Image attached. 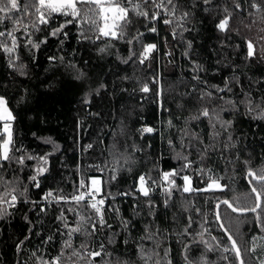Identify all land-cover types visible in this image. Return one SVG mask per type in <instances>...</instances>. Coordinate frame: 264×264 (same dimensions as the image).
Wrapping results in <instances>:
<instances>
[{
  "label": "trees",
  "instance_id": "1",
  "mask_svg": "<svg viewBox=\"0 0 264 264\" xmlns=\"http://www.w3.org/2000/svg\"><path fill=\"white\" fill-rule=\"evenodd\" d=\"M33 2L18 0L8 13L14 20L0 13V45L12 47L8 31L17 38L13 52L0 47V97L14 117L16 149L0 160V196H17L14 207L0 202V264L58 256L61 264H89L87 253L101 244L95 264H145L148 257V264H187L185 257L237 264L216 204L250 209L251 188L264 193L246 177L264 169V0H173L175 9L167 0H131L116 38L83 20L52 36L72 17L54 14L34 27V9L24 10ZM147 45L155 47L145 55ZM39 168L46 170L38 175ZM165 172L177 175L165 181ZM94 176L104 227L90 199H71ZM184 176L192 191H183ZM211 181L222 190H204ZM218 212L244 264H262L264 207L239 215L220 205Z\"/></svg>",
  "mask_w": 264,
  "mask_h": 264
},
{
  "label": "snow or ice",
  "instance_id": "2",
  "mask_svg": "<svg viewBox=\"0 0 264 264\" xmlns=\"http://www.w3.org/2000/svg\"><path fill=\"white\" fill-rule=\"evenodd\" d=\"M131 2V0H34L33 3L31 4H25L24 5V10L27 12L29 8H33L37 19L34 23V27L36 24L39 25H48L50 24L51 20L54 19V14H59L63 16H71L72 19L66 20L63 24H60L59 27L53 28L51 35L52 36H57L62 32V30L68 25V24H73L76 23L80 20H83L84 23L90 24L92 27H94L98 33L99 36L103 37H112L116 38L118 35H122V25L121 21L127 22L128 16H129V9H128V4ZM169 5L173 6V9H175V5L173 4V0H167ZM205 4L210 3V0H204ZM165 5L163 3L157 4L156 7H164ZM253 7H256L255 4L252 5ZM139 5H133V9L139 8ZM237 7L239 5L237 4ZM19 9V4L18 0H0V13L5 14V18L9 20H14L15 18L12 16H8V13L18 10ZM139 15L149 17L150 19H156V14H152L149 16L148 13L144 11H140L138 13ZM184 17L188 16V13L185 12L183 14ZM3 19V18H0ZM166 24L171 23L170 20H165L164 21ZM228 26V18L226 17L225 19H222L217 27L221 30L224 31L226 30ZM37 30H42L37 28ZM152 31H155L153 28ZM5 32L0 31V36H4ZM64 35H67L65 32ZM7 36L12 39V47H7L6 45H0V47H3V50L7 53H11L15 50L16 48V40L17 38L13 35L12 31L7 32ZM31 43V41H29ZM33 47H39V44H34ZM155 46L154 45H149L145 48V53L150 52ZM254 51H253V45L251 43L248 44V56L251 57L253 56ZM143 55V54H142ZM143 62V61H141ZM144 91H148L147 87L143 89ZM251 111V109H250ZM203 115L207 116L208 115V110L205 109L203 111ZM260 117L264 118V108L260 110ZM14 119L12 112L9 110L7 106V102L3 97H0V121H4L5 123L3 124V130L2 133H0V160H10L12 157L10 156L11 151H15V146L13 142V130L10 121ZM146 131H151V129H146ZM6 136V138H5ZM90 147V146H89ZM40 159H44L46 162V157H41ZM23 163V161H20ZM187 167V165H185ZM46 169L44 168H39L37 170V174H41L45 171ZM177 175L175 172H165L163 173V179L165 181H169V177ZM248 177L251 178V180H255L257 183H260L262 186H264V169H261L259 174L256 172H253L251 169L248 171ZM31 180L33 182L37 181V177L33 176L31 177ZM140 180V187L139 191L143 193L145 196L148 195V188L145 187V177L141 176L139 178ZM183 180L185 181V186L183 187L184 192H189L192 191L193 189L189 186L190 185V178L188 176H184ZM99 181L96 179L92 180V185H93V190L96 192H99ZM174 184V182H171ZM37 187H39V184H36ZM84 182H81L80 187L83 188ZM213 187L222 190L221 185L213 181L211 184L208 185V189L204 190H209L212 189ZM252 191L256 193V199L257 203L256 206L248 209L252 212H256L257 208H262L264 207V193L257 191L256 187L252 188ZM5 195H11V193H5ZM20 195H24V193H20ZM48 197H52V192H48L45 195V199ZM59 199H67L66 197H59ZM72 200H75L77 203L84 201L85 195L81 193L80 195H74L71 197ZM94 199V197H93ZM17 200V196L11 195V201H6L4 200L3 196H0V202L2 203H7L10 207L15 206V202ZM105 202L104 200H99L96 203H91L90 207L95 210L97 214L100 215L99 219V224L101 227L106 226L103 215H102V210L101 207L98 205H103ZM220 204L227 205V207L232 208V211H241L240 209H237L233 207V205L227 201H221L220 203L217 204V209H219ZM217 220H220V215L219 212L216 214ZM60 219L63 220V217L61 216ZM260 220V217L257 218ZM67 227V224H65ZM190 226V225H189ZM261 228H264V221L260 223ZM221 228H223V224H221ZM96 230V225L93 224V231ZM80 227H73L69 231V236H71L73 233L79 232ZM227 234V232H226ZM52 237H49V240H51ZM228 240L231 242V251L234 252L236 260L239 262V264H244V261L241 260V252L240 249L236 245V241L232 239L231 235H228ZM71 242L70 241H65V247H71ZM103 244L100 245L101 251H91L88 252L87 255L90 258L89 264H95V257H98L101 255L102 250H103ZM187 247V246H186ZM224 252H228L229 249L225 247L223 249ZM74 255H78L79 253H73ZM168 253L167 251L165 252V256H167ZM144 258V257H142ZM151 257L144 258L145 264H148V259ZM187 264H192L191 261H188L187 257H185ZM224 259H227V257H224ZM45 264H61L60 257H56L52 259L51 261L45 262ZM156 264H160V261H156ZM169 264H171V261H169ZM262 264H264V261H262Z\"/></svg>",
  "mask_w": 264,
  "mask_h": 264
},
{
  "label": "rangeland",
  "instance_id": "3",
  "mask_svg": "<svg viewBox=\"0 0 264 264\" xmlns=\"http://www.w3.org/2000/svg\"><path fill=\"white\" fill-rule=\"evenodd\" d=\"M149 46V45H148ZM147 47V46H146ZM150 52H147V53H145L144 52V54L145 55H148ZM5 122L4 121H0V131H2L3 130V124H4ZM10 123H11V121H10ZM5 138H6V136H5ZM93 179H96V180H98L99 182H100V177H97V176H94V177H91V178H89L88 179V182H87V188H86V190L85 191H83V192H81V193H83L84 195H85V198H87V199H90V201H91V203H96L97 201H99V200H103V198L102 197H100V190H99V192H96V191H94L93 190V185H92V180ZM213 181H211L209 184H211ZM216 182H218V181H216ZM219 183V182H218ZM208 184V185H209ZM220 184V183H219ZM208 185L206 186V189H208ZM221 185V184H220ZM97 187H99V189H100V183H99V185L97 186ZM140 187V184L138 185V188ZM221 187H222V185H221ZM212 189H217V188H215V187H213ZM252 190V189H251ZM93 197H94V199H93ZM255 200H256V196H255ZM255 204H256V201H255ZM99 207H101L102 205H98ZM255 207V206H254ZM253 208V207H252ZM238 209H240V208H238ZM251 209V208H250Z\"/></svg>",
  "mask_w": 264,
  "mask_h": 264
},
{
  "label": "water",
  "instance_id": "4",
  "mask_svg": "<svg viewBox=\"0 0 264 264\" xmlns=\"http://www.w3.org/2000/svg\"><path fill=\"white\" fill-rule=\"evenodd\" d=\"M246 177L248 178V172H247V174H246ZM253 181H255V180H253ZM249 184H250V182H249ZM253 188V187H252ZM251 188V189H252ZM254 193V192H253ZM254 195L256 196V193H254ZM224 200H226V199H223V200H220L218 203H220L221 201H224ZM228 201V200H227ZM217 203V204H218ZM256 203H257V199H256ZM217 204H216V206H217ZM220 205H223V204H220ZM227 206V205H226ZM255 206H256V204H255ZM234 207V206H233ZM229 208V207H228ZM236 208V207H235ZM231 211H232V208H229ZM238 209V208H237ZM259 208H257V210H258ZM241 211H232L233 213H235V214H247V213H252V211H250V210H248V209H240ZM217 212H218V209H217V207H216V214H217ZM218 221V223H219V225H220V227H221V222H220V220H217ZM222 229V231L226 234V230L224 229V227L223 228H221ZM228 235H230L228 232H227V234H226V236H227V238H228ZM233 239V238H232ZM234 240V239H233ZM230 242V241H229ZM230 245H231V242H230ZM237 245V244H236ZM238 247V246H237ZM239 248V247H238ZM241 252V251H240ZM241 260H242V257H241ZM237 264H239V262L237 261Z\"/></svg>",
  "mask_w": 264,
  "mask_h": 264
},
{
  "label": "built area",
  "instance_id": "5",
  "mask_svg": "<svg viewBox=\"0 0 264 264\" xmlns=\"http://www.w3.org/2000/svg\"><path fill=\"white\" fill-rule=\"evenodd\" d=\"M147 46H148V45H147ZM145 129H149V127H148V126H146V127H145Z\"/></svg>",
  "mask_w": 264,
  "mask_h": 264
}]
</instances>
